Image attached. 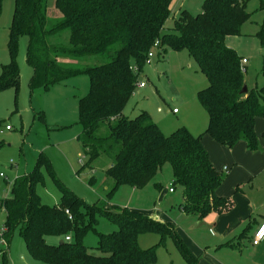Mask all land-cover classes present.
I'll list each match as a JSON object with an SVG mask.
<instances>
[{
  "label": "trees",
  "instance_id": "trees-1",
  "mask_svg": "<svg viewBox=\"0 0 264 264\" xmlns=\"http://www.w3.org/2000/svg\"><path fill=\"white\" fill-rule=\"evenodd\" d=\"M52 1L49 9V0H14L7 43L10 60L0 67V92L12 88L15 99L20 92L17 55L19 39L26 36L31 91L48 89L79 74L89 77V90L78 101L81 129L77 139L87 166L99 157L111 160L104 170L111 183L104 185L106 199L120 185L145 186L164 163H170L172 188L178 185L183 190L180 209L184 213L201 219L211 211L227 209V200L215 194L223 174L211 163L202 134L179 127L165 135L147 111L130 118L123 109L143 82L139 76L150 58L156 55L164 60L169 49H185L207 80V86L197 92L208 119L205 133L228 148L242 140L255 151V120L264 119V84L248 88L242 57L225 41L228 36L240 35L241 25L251 15L247 11L249 0H204L196 15L181 9L169 31L164 24L171 14L172 0ZM258 2L259 9H264V0ZM65 30L69 33L66 42L60 40ZM260 36L263 42L264 29ZM89 56L105 61L91 66L80 63ZM261 73L264 77V61ZM243 86L247 87L245 92ZM43 167L59 187L57 205L43 204L36 193ZM0 206L6 212L2 233L6 245L18 232L28 253L42 264H152L155 246L141 248L138 244L140 234L151 232L159 234L161 240L171 237L187 263L198 264L171 223L110 208L100 199L87 203L56 179L43 151L30 171L13 180L10 196L1 200ZM103 216L118 229L98 232V220ZM89 232L98 237L92 251L83 242ZM48 236L58 237V243H48ZM67 236L69 240H65ZM7 256L0 250V264H7Z\"/></svg>",
  "mask_w": 264,
  "mask_h": 264
},
{
  "label": "rangeland",
  "instance_id": "rangeland-1",
  "mask_svg": "<svg viewBox=\"0 0 264 264\" xmlns=\"http://www.w3.org/2000/svg\"><path fill=\"white\" fill-rule=\"evenodd\" d=\"M203 1L175 0L170 9L171 14L164 24L165 30L172 28L180 8L196 15L201 11ZM52 4L53 1L49 0V9H52ZM13 8L14 0L2 1L0 67L10 60L7 43ZM247 11L251 15L241 25L240 35L228 36L225 41L227 46L246 59L243 64L244 80L248 88H252L264 84L261 73L264 41L260 36V31L264 29V9H259L258 0H249ZM68 35V30H65L60 40L66 42ZM26 44L27 37H21L17 55L20 70V92L17 98L15 99L12 88L0 92V201L10 196L13 180L25 170L30 171L37 154L43 151L51 163L56 179L87 203L100 199L110 208L154 215L156 219L157 215H161L164 220L171 222L183 243L186 244L187 236L195 238L196 233H200L195 216L185 215L180 209L182 187L175 185L174 193L168 191L173 187L170 163H164L145 186L133 188L130 185H120L108 199L105 198L104 185L106 181L108 186L111 183L104 176V170L111 164V160L99 157L87 166L88 159L77 139L81 129L77 123L78 101L89 90V77L79 74L53 84L48 89L36 88L31 91L28 83L32 68L25 62ZM104 61L99 56H89L84 57L80 63L91 66ZM139 79L146 83V87L135 88L123 109L125 116L132 118L145 110L165 135L179 127L192 130L197 135L207 134V115L197 97L198 90L207 86V80L187 50L169 49L164 60L154 55L144 66ZM172 108H177L178 113L173 114ZM5 125H9L10 129H5ZM200 128L203 131H198ZM254 130L258 142L256 150L264 152V119L259 118L255 122ZM258 168L260 174L264 172L263 166L259 165ZM41 172L42 182L36 186V193L43 204L57 205L61 193L56 180L46 168L43 167ZM225 173L222 170L223 178ZM5 221L6 212L0 206V229ZM96 228L100 233H111L118 226L103 216L99 217ZM46 241L56 244L59 238L48 236ZM97 241L98 237L93 232H89L83 240L90 251L97 246ZM10 242L9 249L0 243V250L4 249L8 254L7 264H42L28 253L18 232H14ZM138 244L141 248L155 246V262L152 264H189L169 236L161 240L157 233H142L138 236ZM252 248L246 239L242 243L241 254L238 249H234V252L228 250V264H264L260 258L253 259L247 253V249Z\"/></svg>",
  "mask_w": 264,
  "mask_h": 264
},
{
  "label": "crops",
  "instance_id": "crops-1",
  "mask_svg": "<svg viewBox=\"0 0 264 264\" xmlns=\"http://www.w3.org/2000/svg\"><path fill=\"white\" fill-rule=\"evenodd\" d=\"M174 3L175 0H172L170 9ZM144 87L146 83L138 88ZM172 113L177 114L178 109L176 113ZM259 118L261 117H257L255 122ZM198 131L203 130L200 128ZM190 132L197 135L192 130ZM201 142L213 166L220 172H226L215 194L227 200L229 206L225 210L211 211L201 219L195 217L200 233H196L195 238L187 236V247L198 264H228V250L234 252V249H238L241 254L242 243L247 239V244L253 247L247 249V253L253 259L257 257L264 262V238L257 245L251 243L254 231L264 223V172L260 174L258 168L260 165L264 170V152L249 150L242 140L228 148L208 134L202 136ZM157 216L159 220L169 222L161 215Z\"/></svg>",
  "mask_w": 264,
  "mask_h": 264
},
{
  "label": "built area",
  "instance_id": "built-area-1",
  "mask_svg": "<svg viewBox=\"0 0 264 264\" xmlns=\"http://www.w3.org/2000/svg\"><path fill=\"white\" fill-rule=\"evenodd\" d=\"M153 53L149 52L148 56L152 57ZM246 62L245 58H242L241 60V64L243 65ZM145 85V82H141L138 84V87H143ZM172 112L176 113L177 112V108L172 109ZM5 129H10L9 125H5ZM226 169V167H225ZM174 189L172 187L169 188V192H173ZM66 213H68V211H66ZM70 218V217H69ZM4 232V228L0 229V243L3 244L4 246L6 245V242L4 240V237L2 236V233ZM264 238V223H261L257 229L254 231L251 243L253 245H257L262 239ZM69 236L65 237V240H69Z\"/></svg>",
  "mask_w": 264,
  "mask_h": 264
},
{
  "label": "water",
  "instance_id": "water-1",
  "mask_svg": "<svg viewBox=\"0 0 264 264\" xmlns=\"http://www.w3.org/2000/svg\"><path fill=\"white\" fill-rule=\"evenodd\" d=\"M246 89H247V87H246V86H243V88H242V92H245Z\"/></svg>",
  "mask_w": 264,
  "mask_h": 264
}]
</instances>
